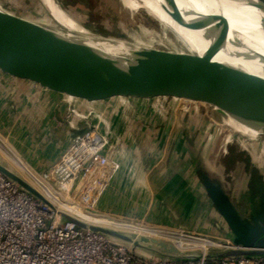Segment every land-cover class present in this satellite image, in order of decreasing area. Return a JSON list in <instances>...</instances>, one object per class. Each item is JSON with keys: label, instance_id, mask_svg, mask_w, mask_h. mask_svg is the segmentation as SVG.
<instances>
[{"label": "crops", "instance_id": "0c3cea01", "mask_svg": "<svg viewBox=\"0 0 264 264\" xmlns=\"http://www.w3.org/2000/svg\"><path fill=\"white\" fill-rule=\"evenodd\" d=\"M55 1L72 23H83L86 0ZM95 126L108 135L109 154L119 165L99 202L105 212L230 236L203 176L222 186L244 220L252 216L253 202L264 201V145L237 137L217 145L203 113L179 111L165 101L71 107L64 98L0 71V141L11 158L35 172H48ZM17 160V170L24 172Z\"/></svg>", "mask_w": 264, "mask_h": 264}, {"label": "built area", "instance_id": "2783aa9c", "mask_svg": "<svg viewBox=\"0 0 264 264\" xmlns=\"http://www.w3.org/2000/svg\"><path fill=\"white\" fill-rule=\"evenodd\" d=\"M109 146L108 135L95 126L78 136L48 172L37 173L14 158L25 169L22 179L43 199L0 171V264H264V255H230L248 249L223 235L163 226L100 209L99 202L119 170ZM142 239L163 243L175 252L162 251V256L150 260L139 258L136 250Z\"/></svg>", "mask_w": 264, "mask_h": 264}, {"label": "water", "instance_id": "95a60500", "mask_svg": "<svg viewBox=\"0 0 264 264\" xmlns=\"http://www.w3.org/2000/svg\"><path fill=\"white\" fill-rule=\"evenodd\" d=\"M176 18L181 26L190 28L178 14ZM20 19L0 12V71L64 98L71 107L76 104L91 108L127 103L154 105L174 99L205 103L221 112L264 124L262 76L194 55L153 49L144 52L145 59L123 73L89 52L86 59L80 57L72 46L48 29ZM0 171L30 194L43 199L32 186L1 164ZM203 180L229 229L230 236H223L248 249L230 255H264V237L260 232L244 221L220 184L207 176ZM63 217L87 228L70 216ZM90 229L131 241L109 230ZM142 241L158 244L162 251L175 252L163 243Z\"/></svg>", "mask_w": 264, "mask_h": 264}, {"label": "bare ground", "instance_id": "6f19581e", "mask_svg": "<svg viewBox=\"0 0 264 264\" xmlns=\"http://www.w3.org/2000/svg\"><path fill=\"white\" fill-rule=\"evenodd\" d=\"M44 1L55 20L67 30L65 33L49 31L72 46L84 59L89 52L107 61L117 70L127 73L131 66L145 59L144 52L151 50L129 42L95 38L92 32L72 23L55 0ZM122 2L130 10H145L170 28L181 40L193 47L192 55L264 77V42L259 44L254 36L257 31L264 34L263 2L259 0H122ZM243 10L249 11L256 19L240 15V11ZM177 14L190 26V28L182 26L186 35L177 21ZM68 35L73 38L68 39ZM227 114L238 122L264 133V124ZM81 216L90 220L95 219L89 215Z\"/></svg>", "mask_w": 264, "mask_h": 264}, {"label": "rangeland", "instance_id": "374dc122", "mask_svg": "<svg viewBox=\"0 0 264 264\" xmlns=\"http://www.w3.org/2000/svg\"><path fill=\"white\" fill-rule=\"evenodd\" d=\"M86 1L82 3L85 7H83V16H81L83 23L79 22L78 25L92 32L93 37L129 42L153 50L192 55L191 48L193 47H190L188 42L181 40L170 28L164 26L145 10H130L124 5L122 0ZM0 10L4 13L13 14L19 18L34 22L48 30L67 32L55 20L44 0H0ZM239 14H242V16L246 15L249 19H256V17H252L249 11L243 10ZM75 25L77 26V24ZM182 29L186 35L183 27ZM254 36L259 44L264 42V34L260 31H257ZM71 38L73 37H68V39ZM165 102L171 108L178 107L179 111L191 110L198 115L203 113L215 131V143L221 147H225L230 142H235V137H237V142L239 139L247 138L256 140L260 145H264V133L242 125L227 113L221 112L212 105L174 99H168ZM15 163V160L6 152V147L0 141V164L22 178L23 174L17 170ZM251 211L252 216L245 218L244 221L250 223L260 232L261 237H264V201L253 202ZM136 255L139 258L150 260L154 256H162L163 254L160 245L152 242L145 243L140 240Z\"/></svg>", "mask_w": 264, "mask_h": 264}]
</instances>
